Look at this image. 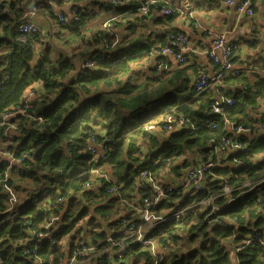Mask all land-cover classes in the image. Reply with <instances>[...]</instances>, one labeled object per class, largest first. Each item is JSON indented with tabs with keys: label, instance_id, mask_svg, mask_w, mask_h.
I'll use <instances>...</instances> for the list:
<instances>
[{
	"label": "clouds",
	"instance_id": "9594fccd",
	"mask_svg": "<svg viewBox=\"0 0 264 264\" xmlns=\"http://www.w3.org/2000/svg\"><path fill=\"white\" fill-rule=\"evenodd\" d=\"M0 264H264V0H0Z\"/></svg>",
	"mask_w": 264,
	"mask_h": 264
}]
</instances>
